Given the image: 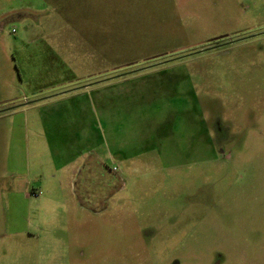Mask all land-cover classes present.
<instances>
[{"label": "rangeland", "instance_id": "374dc122", "mask_svg": "<svg viewBox=\"0 0 264 264\" xmlns=\"http://www.w3.org/2000/svg\"><path fill=\"white\" fill-rule=\"evenodd\" d=\"M0 264H264V0H0Z\"/></svg>", "mask_w": 264, "mask_h": 264}, {"label": "flooded vegetation", "instance_id": "af4514ba", "mask_svg": "<svg viewBox=\"0 0 264 264\" xmlns=\"http://www.w3.org/2000/svg\"><path fill=\"white\" fill-rule=\"evenodd\" d=\"M215 41H216L215 44L218 46V45L220 44V42H217L218 39H216ZM232 43H233V42H228V43H226V45H227V44H232ZM217 46H215V47H213V48H211V49H216V48L220 47V46H218V47H217ZM211 49H210V50H211ZM7 110H8V109H7ZM113 171H116V168H115ZM29 195H31V194H29Z\"/></svg>", "mask_w": 264, "mask_h": 264}]
</instances>
